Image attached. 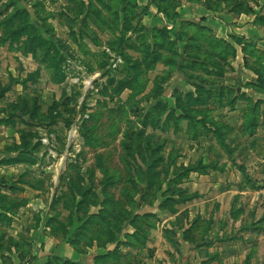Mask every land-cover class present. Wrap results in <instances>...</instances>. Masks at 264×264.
Instances as JSON below:
<instances>
[{
	"label": "rangeland",
	"instance_id": "obj_1",
	"mask_svg": "<svg viewBox=\"0 0 264 264\" xmlns=\"http://www.w3.org/2000/svg\"><path fill=\"white\" fill-rule=\"evenodd\" d=\"M256 1L0 0L4 264H264Z\"/></svg>",
	"mask_w": 264,
	"mask_h": 264
},
{
	"label": "crops",
	"instance_id": "obj_2",
	"mask_svg": "<svg viewBox=\"0 0 264 264\" xmlns=\"http://www.w3.org/2000/svg\"><path fill=\"white\" fill-rule=\"evenodd\" d=\"M139 5L141 4L139 3ZM150 8H151L150 11H152L153 6L150 5ZM200 19H203L202 24L204 25V27H207L209 30H211V32L216 33V31L222 29L221 24L218 23L214 19V17L210 14H202ZM252 27L255 28L254 25H252ZM216 36L217 38L218 37L223 38V36H219V35H216ZM38 237H40V235H38ZM48 243L49 244L47 245L46 243V245H44L43 248H41V244H39L38 246L34 245L33 259H32L31 264H54V263L59 262L58 259H67L73 263H77V262L84 263L85 256L87 255H85L84 252L80 251L76 246L71 245V244L56 245L50 242ZM89 251L91 252L92 249H90ZM20 262L22 261L20 260ZM91 263L92 262L89 261L87 264H91ZM147 263H148V260L147 261L143 260L142 264H147ZM0 264H4V262L0 260ZM24 264H30V263H24Z\"/></svg>",
	"mask_w": 264,
	"mask_h": 264
},
{
	"label": "trees",
	"instance_id": "obj_3",
	"mask_svg": "<svg viewBox=\"0 0 264 264\" xmlns=\"http://www.w3.org/2000/svg\"><path fill=\"white\" fill-rule=\"evenodd\" d=\"M218 3H220V4L225 3L226 4V0H218ZM258 3L259 2L257 0L256 1V4H255L257 7H258ZM153 5L156 6L159 11H162L159 8V6L156 4V2H153ZM240 5H241L240 7H242L243 3L240 4ZM236 7H238V6H236ZM208 10H211V8H208ZM163 13L166 14L167 16H169V14L166 11H164ZM244 13H247V14H250V15H254L255 16V20L253 22L254 23V26H262V27H264V5H263V7H261V12L259 14H256L254 12V10H252V9H248L247 12L245 11ZM201 29H205L206 30L207 28L204 27V26H202ZM207 31L209 33H212L211 30H208L207 29ZM177 39L179 40L180 38H177ZM42 42H44V40H42ZM214 42L215 43H218L217 40H214ZM226 47H227V45H226ZM260 54H264V53H260ZM0 89H1V91H0V98H1V97H3L5 95V93L7 92V89L2 88V87ZM1 123L7 124L6 121H4V120H2Z\"/></svg>",
	"mask_w": 264,
	"mask_h": 264
}]
</instances>
